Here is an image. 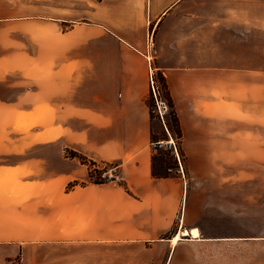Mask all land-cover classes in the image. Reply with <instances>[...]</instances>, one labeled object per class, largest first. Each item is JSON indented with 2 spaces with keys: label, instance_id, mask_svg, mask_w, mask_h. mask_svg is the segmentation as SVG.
<instances>
[{
  "label": "crops",
  "instance_id": "crops-1",
  "mask_svg": "<svg viewBox=\"0 0 264 264\" xmlns=\"http://www.w3.org/2000/svg\"><path fill=\"white\" fill-rule=\"evenodd\" d=\"M150 70L182 131L168 178ZM0 109L34 124L0 138V264H264V234L200 224L210 184L264 182V0H0Z\"/></svg>",
  "mask_w": 264,
  "mask_h": 264
},
{
  "label": "rangeland",
  "instance_id": "rangeland-1",
  "mask_svg": "<svg viewBox=\"0 0 264 264\" xmlns=\"http://www.w3.org/2000/svg\"><path fill=\"white\" fill-rule=\"evenodd\" d=\"M153 71L155 72V70ZM153 109L155 113L152 120V131L157 136L159 140L158 142L172 140L174 147L178 152V142L174 139V136L164 127V122L158 115L157 106H154ZM5 110L6 109H0V112ZM33 114L35 116L37 115L36 110L33 111ZM166 119H168V107L165 114H163V120ZM33 126L34 124H30L26 120H21L19 118L16 119L14 124L11 125L4 117L0 119V138L2 141H4V137L15 138V132L23 131ZM154 144L155 143H153V146ZM159 149L161 150V153L166 154L167 159H170L172 162H174L173 159H175L174 156L176 157V155L172 152L173 148L169 149L168 147H159ZM172 153L174 156H172ZM178 157L179 158L176 157L178 169L174 167L169 171L172 176L178 174L177 170L180 171V173L183 172L180 169L179 161L181 160V163L184 165V159H181L179 155ZM3 162V156H0V164H3ZM98 166L103 168H100L101 170L99 174H94V178L98 176V178H101L105 182L119 180V178L116 179L118 174L114 170L115 163L103 165L99 164ZM104 172H110L114 176L111 179L104 178ZM262 185H264V182L261 181H256L253 185H248L243 181H239L236 189H234L233 192L230 189L228 190V188L219 186L215 187L210 184L208 187L209 197L206 200L200 224L207 230L221 229L222 232H225H223L224 234H228L227 230L230 228L236 229L238 233H241L240 231H245L250 234H264V198H261L262 195L264 196V186L261 187ZM15 261H17V259Z\"/></svg>",
  "mask_w": 264,
  "mask_h": 264
},
{
  "label": "trees",
  "instance_id": "trees-1",
  "mask_svg": "<svg viewBox=\"0 0 264 264\" xmlns=\"http://www.w3.org/2000/svg\"><path fill=\"white\" fill-rule=\"evenodd\" d=\"M156 81H157V87H158L157 89L158 93L156 94V97H154L153 92L150 89V93L148 95V98L146 99V104L150 112V119L152 121L154 118L155 112L153 108L154 106H156V100H159V98L163 99L168 107V119L164 120V127L166 128V130H168V132H170L174 136V139L178 142V145H179L178 154L180 158L182 159L183 157L182 149H181L182 131H181L179 120H178V117H177V114L174 108V104H173V101H172V98H171V95L168 89L166 78L160 71L156 73ZM151 141L153 143H156L159 141L153 131H151ZM154 150L155 151L152 155V176L158 179L171 177L172 175L169 173V171L174 167L178 169V163H177L176 157L172 153L173 154L172 156H174L175 158L173 159L174 162H172L170 159H167L166 154L161 153V150L159 149V147L155 146ZM69 155L71 157L77 158L82 164H86L88 166V176H89V180L91 183L98 184V183L105 182L101 178H98V176L94 178V174H99L101 170L100 168H103V167H99L98 164L92 161H88L83 155L77 152L71 151ZM78 185L84 186L85 183L75 182L73 184H70V187L78 186Z\"/></svg>",
  "mask_w": 264,
  "mask_h": 264
},
{
  "label": "built area",
  "instance_id": "built-area-1",
  "mask_svg": "<svg viewBox=\"0 0 264 264\" xmlns=\"http://www.w3.org/2000/svg\"><path fill=\"white\" fill-rule=\"evenodd\" d=\"M150 88H151V90L153 92L154 97H156V94L158 93V90H157L158 87H157V81H156V78H155V73H154L153 70H150ZM156 106H157L158 115L160 116V118L164 122L163 114H165V112L167 110V105H166V103L163 100L160 99V101L156 100ZM154 146L163 147V148L168 147L169 149L173 148L172 152L176 155L177 158H179L178 157L179 154H178L176 148L174 147V144H173L172 140L156 142L154 144ZM113 176L114 175L112 173H110V172H104L103 173V177L104 178L111 179ZM116 179H118V177H116ZM12 264H22V263H21V261L19 259H17V261L13 262Z\"/></svg>",
  "mask_w": 264,
  "mask_h": 264
},
{
  "label": "bare ground",
  "instance_id": "bare-ground-1",
  "mask_svg": "<svg viewBox=\"0 0 264 264\" xmlns=\"http://www.w3.org/2000/svg\"><path fill=\"white\" fill-rule=\"evenodd\" d=\"M18 123V122H17ZM22 124V123H21ZM194 235H197V232L196 231H193L192 232ZM177 238V237H176ZM176 239L173 240V242H175Z\"/></svg>",
  "mask_w": 264,
  "mask_h": 264
}]
</instances>
